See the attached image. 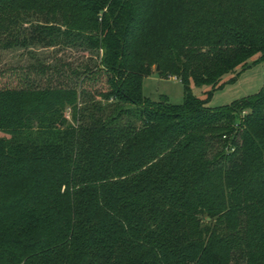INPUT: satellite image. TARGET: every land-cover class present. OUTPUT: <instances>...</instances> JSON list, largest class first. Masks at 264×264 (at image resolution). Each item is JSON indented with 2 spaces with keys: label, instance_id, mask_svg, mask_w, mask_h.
<instances>
[{
  "label": "trees",
  "instance_id": "16d2710c",
  "mask_svg": "<svg viewBox=\"0 0 264 264\" xmlns=\"http://www.w3.org/2000/svg\"><path fill=\"white\" fill-rule=\"evenodd\" d=\"M58 46L99 58L0 72V264H264V84L207 105L264 63V0H0V50Z\"/></svg>",
  "mask_w": 264,
  "mask_h": 264
},
{
  "label": "rangeland",
  "instance_id": "374dc122",
  "mask_svg": "<svg viewBox=\"0 0 264 264\" xmlns=\"http://www.w3.org/2000/svg\"><path fill=\"white\" fill-rule=\"evenodd\" d=\"M257 55L249 60L248 66L240 71L234 81H226L221 88L216 89L207 100V105L214 107L230 103L243 97H247L258 92L264 84V63L253 62ZM99 56L96 51L76 49L72 47H33L31 49L14 48L10 50H0V72L8 71L19 73L29 65H36L39 68L45 66L44 71L37 69L28 73V78L33 80L39 86L47 84H58L73 80L71 70L82 71L86 66L93 67L98 61ZM157 71V70H156ZM155 68L152 73L144 78L142 85L143 95L152 101H158L162 96H166L171 103H181L183 100V85L180 79L175 76L161 77L157 74ZM12 73L9 76V82L12 86L16 85V77ZM16 75V74H15ZM192 93L199 98H206V91L209 87L195 86L190 84ZM69 117V109L65 110Z\"/></svg>",
  "mask_w": 264,
  "mask_h": 264
},
{
  "label": "water",
  "instance_id": "95a60500",
  "mask_svg": "<svg viewBox=\"0 0 264 264\" xmlns=\"http://www.w3.org/2000/svg\"><path fill=\"white\" fill-rule=\"evenodd\" d=\"M155 70H158V66L155 67Z\"/></svg>",
  "mask_w": 264,
  "mask_h": 264
}]
</instances>
